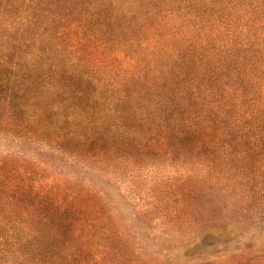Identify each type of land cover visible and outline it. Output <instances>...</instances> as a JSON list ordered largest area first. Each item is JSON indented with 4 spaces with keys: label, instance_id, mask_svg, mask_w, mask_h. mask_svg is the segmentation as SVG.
<instances>
[{
    "label": "trees",
    "instance_id": "obj_1",
    "mask_svg": "<svg viewBox=\"0 0 264 264\" xmlns=\"http://www.w3.org/2000/svg\"><path fill=\"white\" fill-rule=\"evenodd\" d=\"M6 138L0 264H96L153 220L197 264H264L226 248L264 222V0H0Z\"/></svg>",
    "mask_w": 264,
    "mask_h": 264
},
{
    "label": "rangeland",
    "instance_id": "obj_2",
    "mask_svg": "<svg viewBox=\"0 0 264 264\" xmlns=\"http://www.w3.org/2000/svg\"><path fill=\"white\" fill-rule=\"evenodd\" d=\"M7 145L13 149L18 148L17 141L12 142L6 138V140L0 141V154L6 153ZM159 172L160 177L162 171L159 170ZM123 182L125 185L122 188L132 198L131 200H135L141 206H146V203L149 202L148 192L146 190L133 191L131 183ZM150 184L151 181L147 180L141 188H148ZM153 191L160 196L156 204L163 203L162 193L164 194V192H161L159 187L154 188ZM111 192L114 193L113 190ZM165 200H169V198L166 197ZM117 201L121 203L123 216L127 218L125 220L130 221L131 208L122 201ZM259 208L264 211L263 201ZM261 221L253 220L240 223L235 219L229 228L233 232L231 236H234L235 239L231 240L226 248L232 250L237 246L243 247L249 244L256 249L264 248V222ZM152 224H154L152 234L139 231L110 239H96L95 241L108 247L105 250L92 249L87 257L89 262L92 259L97 262L96 264H197L199 262L197 261L198 257L204 258L206 256L204 255L206 251L204 252L202 248H196L193 245L194 239L176 232H170L159 220H153ZM137 230H141V227L137 226ZM204 244L206 246V243Z\"/></svg>",
    "mask_w": 264,
    "mask_h": 264
}]
</instances>
